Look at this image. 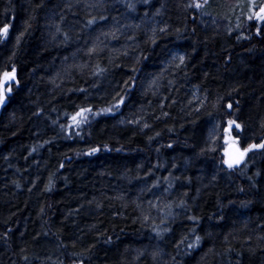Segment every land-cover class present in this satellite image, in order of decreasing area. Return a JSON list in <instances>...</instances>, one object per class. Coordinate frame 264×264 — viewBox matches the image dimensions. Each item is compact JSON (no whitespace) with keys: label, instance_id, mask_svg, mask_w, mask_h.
<instances>
[{"label":"trees","instance_id":"trees-1","mask_svg":"<svg viewBox=\"0 0 264 264\" xmlns=\"http://www.w3.org/2000/svg\"><path fill=\"white\" fill-rule=\"evenodd\" d=\"M190 3L0 0V27L11 25L0 38V72L14 66L19 80L0 107V264H264V151L249 153L247 168L222 164L226 102L239 101L240 147L264 139V38L246 19L250 0H211L203 10ZM177 54L186 65L175 66ZM97 65L107 71L94 75ZM132 67L135 87L120 111L90 118L68 138L65 113L110 106ZM141 117L149 128L127 123ZM217 121L219 138L210 141ZM207 148L215 151L201 154ZM180 200L189 207H177ZM168 204L171 231L161 238L151 225ZM196 235L199 246L188 248Z\"/></svg>","mask_w":264,"mask_h":264},{"label":"snow or ice","instance_id":"snow-or-ice-1","mask_svg":"<svg viewBox=\"0 0 264 264\" xmlns=\"http://www.w3.org/2000/svg\"><path fill=\"white\" fill-rule=\"evenodd\" d=\"M143 2L145 4H147L149 2V0H143ZM211 3V0H192V3L188 4L187 7L189 8H195L196 10H203L206 6H208ZM127 7H129L130 9H135V5L129 3L127 5ZM157 14H159V12H157ZM202 15H209V13L207 12H201ZM145 15H147V13H145ZM99 19H107V17L101 16L99 17ZM194 19V18H193ZM246 19L248 21H254V28H255V32L254 35L256 37H260V38H264V0H261V3L259 4L258 8L256 5V0H250V7H249V14L247 15ZM97 22V18L93 17L92 19H89L87 21V23L89 25L95 24ZM215 22V21H214ZM237 28H239V24H237L236 26ZM11 28V25L8 23H5L3 25V27H0V38H7L8 34H9V29ZM61 28L59 25H57L56 27V32L57 34H61ZM179 31V30H177ZM193 31H195V29H193ZM232 29H229V35L231 34ZM159 32H167V27H162L159 29ZM152 37L151 39V43L155 44L156 43V33L157 30L154 28L152 29ZM63 37L65 40H68V33L67 32H63L62 33ZM104 35H111L114 39L117 38L115 35V32H110V33H104ZM238 40L243 38V39H251V36H241L238 35L236 37ZM17 42H19V37H17ZM90 53H95L97 51V48L94 46L92 49L89 50ZM102 51V49H101ZM126 54V53H125ZM142 56V54H141ZM146 59V57H145ZM186 60H187V56L186 55H175L172 58V62L175 63L176 61H178V63L175 65L177 68H179L182 65H186ZM140 62V56H138L136 58V63ZM107 71V69L104 68H100L99 65L96 66V69L94 70L93 74L94 75H100L101 73ZM130 72L132 73V75H130L128 77L127 80L123 81L122 85L119 87V89L116 91L115 95L113 96V103H111L110 106L105 107V108H98L95 109L89 105V106H77V110L72 113H65L66 116L69 117L70 123L64 125H60V128L62 131H66L68 133V138H72L73 135V129H75V135L76 136H81V130L83 128L84 125L86 124H90L91 119H95L98 116L101 115H108V114H115V112L120 111L121 107L125 105V101L127 99H129V93L131 91L132 88L135 87V73H136V68L132 67L130 69ZM159 79L160 77H156L155 79H153L149 85V90L151 91L154 88H158L159 87ZM169 83H172V81H169ZM19 84V80L17 79V73H16V69L13 66L11 68V70H4L3 72H0V107H3L6 103V101L9 99V94L12 93L13 91V85ZM198 86H197V91H198ZM79 91L83 92L86 91L85 89H79ZM153 95H155V92H153ZM229 95H231L229 93ZM197 99H199V97H196ZM164 99H167V97H164ZM204 100H207V96L205 95ZM224 100L223 96H218L216 103L213 105V107H218L219 104ZM173 103H175V101H173ZM203 106V101L201 102V107ZM161 108L164 107L163 104L160 105ZM224 109L225 112L227 113L228 118L225 119L222 123L224 125L223 127V139H224V152H223V156L224 159L222 160V164L226 165V169L227 170H235L237 169L239 166L243 165L245 168H247V163H246V158L248 157L249 153H254L256 151H264V139H261L260 142H252V143H247L246 146L244 147H240L239 146V139H240V133L243 131V125L242 123L238 122V120L236 118H233V113L234 112H238L239 111V101L235 102V107H234V103L232 101H228L224 104ZM200 109L197 108L196 111H199ZM169 114L167 112L163 113L164 117H167ZM91 118V119H90ZM159 119V117H157ZM143 119V117H141L140 119H131L129 121H127V123L129 124H135V125H141V120ZM55 123V121H54ZM121 123H124V121H121ZM142 129H147L150 127V125L147 122H144L141 125ZM221 127V122L217 121L214 128L212 129V131L209 134V139L210 141L215 137V138H219L216 136L217 131L220 129ZM262 127H264V125H262ZM235 129L236 131V135H233V130ZM171 131V129H170ZM160 133L157 132L156 136H159ZM153 139V137H149V141H151ZM173 145L171 143L167 144L166 147L171 148ZM105 150L111 151V149H109L107 147V145L103 146ZM117 151H119L120 149H116ZM32 151H36L35 148L32 149ZM101 151V147L97 146V147H92L90 148L87 152H85V155H94L98 152ZM157 151H159V149H157ZM205 151H215V148H207V149H201V154H203ZM64 164L61 163L60 164V168H63ZM157 167H159V164L157 165ZM256 175H260L259 172L256 173ZM169 176L171 177V173H169ZM176 180L179 179V177H175ZM252 178L249 177V180H251ZM190 180V178H189ZM52 180L50 178L49 181V186L46 187L47 191H51L52 187ZM19 186V185H18ZM156 185L154 184L153 187H155ZM168 187L171 188L173 187L172 183L168 184ZM253 187H255V182H253ZM239 191L243 192L244 189L241 188L239 189ZM187 195V193H185V196ZM149 205H152V201L148 202ZM249 202H242V206L243 207H247ZM179 208H183V209H187L189 207V205L187 204V202L185 200H180L179 204L176 205ZM165 207H167L169 209V212L166 213L165 217L162 218L160 220L159 224H156L155 221L153 220L152 222V230L156 233L157 236L159 237H163L164 233L170 232L171 228L167 226L168 224V217L174 216L173 212L171 211L172 209V204H168ZM43 211V209L41 210ZM151 216L150 215H144L143 216V222L147 223L149 220H151ZM187 219L192 221L194 224H198L199 222V218L197 216L194 215H189L187 216ZM221 219H223V217H221ZM192 232H195V228L192 229ZM187 239V237H184L183 239H181L180 243H178L176 245L177 248L180 247V244L184 243L185 240ZM201 237L199 235H196L194 240L195 242H189L187 244L188 248H195L199 246V243L201 241ZM109 242L111 240V238H108ZM75 245H73L74 247ZM231 249H229L230 251ZM82 255V254H80ZM160 255V252L154 251L152 253L153 259H156L158 256ZM25 260L28 259L27 256L24 257ZM173 260H175V257H173ZM79 264H84L83 259H81L79 261Z\"/></svg>","mask_w":264,"mask_h":264},{"label":"rangeland","instance_id":"rangeland-1","mask_svg":"<svg viewBox=\"0 0 264 264\" xmlns=\"http://www.w3.org/2000/svg\"><path fill=\"white\" fill-rule=\"evenodd\" d=\"M256 3H258V5H259L261 3V1L258 2V0H257Z\"/></svg>","mask_w":264,"mask_h":264}]
</instances>
